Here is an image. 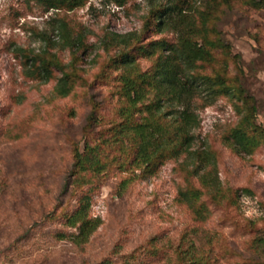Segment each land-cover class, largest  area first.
<instances>
[{"label": "rangeland", "instance_id": "374dc122", "mask_svg": "<svg viewBox=\"0 0 264 264\" xmlns=\"http://www.w3.org/2000/svg\"><path fill=\"white\" fill-rule=\"evenodd\" d=\"M166 6L176 29L210 52L194 73L228 90L196 102L187 154L164 150L141 166L128 128L150 116L139 109L153 93L130 108L116 57L128 52L132 77L152 71L156 42L178 38L174 26L159 30ZM66 33L81 43L66 46ZM127 33V46L113 40ZM53 58L69 73L65 97ZM252 106L255 142L238 147L228 136ZM169 112L155 119L171 136ZM202 149L216 161V197L190 173ZM194 190L197 200L180 194ZM84 201L99 225L76 245L64 221ZM0 264H264V0H84L71 9L0 0Z\"/></svg>", "mask_w": 264, "mask_h": 264}, {"label": "trees", "instance_id": "16d2710c", "mask_svg": "<svg viewBox=\"0 0 264 264\" xmlns=\"http://www.w3.org/2000/svg\"><path fill=\"white\" fill-rule=\"evenodd\" d=\"M35 1L44 5L46 9L58 8L61 5H67L71 9L83 4L84 0ZM171 9V6H166L157 11L158 26L160 31L174 26L173 30L178 33V38L174 43L156 42L162 53L158 56L150 73L137 74L132 77L129 69L133 66V59H130L128 52H122L119 57H116L117 62L124 66V72L121 74V85L130 108L137 110L139 103H143L146 93H153V102L146 103L143 105L145 107L139 109V111H146V114L149 112L150 116L140 117V120L134 121L128 128L136 144L135 163L141 166L152 164L154 159L164 150L169 149L174 153L186 152L187 154L193 141L192 131L200 122L196 102L199 100L203 105L210 104L215 96L228 90L223 81L194 73L196 62L208 59L210 52L202 45L192 41L186 35L187 30L184 27L176 29V25H181V23L172 18L173 9ZM60 28L64 32L67 31L64 21L60 22ZM133 37V33L113 34V40L123 46H127ZM63 38L66 46H78L82 41L81 34H77L73 38L66 33ZM49 60L62 73L55 86V92L59 96L65 97L71 90L69 73L64 70V66L58 59ZM46 70L48 69L46 68ZM143 83L147 84V89L142 88ZM163 109L168 110V112L171 110L169 113L172 114L174 122V130L171 136L166 135V130L155 119V114L162 112ZM122 111L125 113L127 109L124 108ZM131 115L132 113H129L124 118L130 119ZM254 117L255 107L252 106L250 110L241 114L239 126L230 132L228 139L232 140L238 147L248 148L250 143L255 142V138L249 137L247 130H258V126L253 121ZM233 147L234 149L237 148L235 145ZM174 148L178 149L174 150ZM192 154L195 160L199 162L197 163L199 167H193L190 173L196 175L205 187L215 191L214 197H216L220 182L217 177L213 153L208 149H202L195 150ZM75 165L79 169L88 166L79 153ZM180 194L186 202L187 200H197L200 196V192L197 190L182 191ZM88 206V201H84L65 216L64 224L76 230L69 235V239L76 245L88 241L90 235L99 225L98 219L89 216Z\"/></svg>", "mask_w": 264, "mask_h": 264}]
</instances>
